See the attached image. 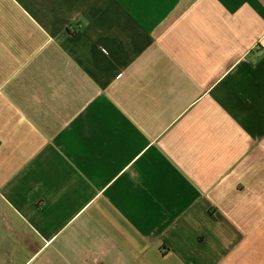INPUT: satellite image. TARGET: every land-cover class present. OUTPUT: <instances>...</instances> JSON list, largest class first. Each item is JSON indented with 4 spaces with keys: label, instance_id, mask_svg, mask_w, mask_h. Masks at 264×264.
<instances>
[{
    "label": "crops",
    "instance_id": "crops-1",
    "mask_svg": "<svg viewBox=\"0 0 264 264\" xmlns=\"http://www.w3.org/2000/svg\"><path fill=\"white\" fill-rule=\"evenodd\" d=\"M0 264H264V0H0Z\"/></svg>",
    "mask_w": 264,
    "mask_h": 264
}]
</instances>
